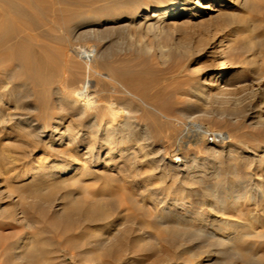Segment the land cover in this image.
Here are the masks:
<instances>
[{
	"label": "rangeland",
	"instance_id": "1",
	"mask_svg": "<svg viewBox=\"0 0 264 264\" xmlns=\"http://www.w3.org/2000/svg\"><path fill=\"white\" fill-rule=\"evenodd\" d=\"M79 1L80 7L69 4L67 8L79 11L80 15L85 16L87 13L91 17H102L118 14V12L133 14L137 10L155 5L159 0ZM219 1L217 5L219 4L220 10L223 12L220 11L221 15L209 12L207 9L205 10L207 14L203 15L204 18L196 19L191 16L180 18L172 24L165 25L163 31L160 34H155L156 36L148 34L140 37L133 31L116 32L115 34L109 31L102 35V42L88 36L69 40L72 47L80 50L100 48L103 56L101 55L100 59H97L99 66L102 64L105 69H121L125 77L130 80L132 93L138 95L146 93V106L150 104L149 107L153 106L168 115L172 124L175 122L178 127L167 130L172 141L158 142L157 129L153 127L152 122L145 119L146 113L142 112L141 116L146 121L139 117L138 123L148 125L151 142L155 143V146L161 145L166 149L175 148L174 139L180 137L181 131L183 135L186 132L181 123H187L192 118L196 119L209 131L222 133L231 141L228 143L226 142L228 140L225 139L224 147H221V142L196 143L186 139L191 147L189 146L187 149L185 145L183 154L185 152L184 156L187 157L189 163H192L193 160V162L197 161L195 163L201 164L210 159L211 165H207V172L216 171V173H220L221 177L219 178L221 179L224 178L222 174H225L223 172L226 171L225 168L229 161L226 157L222 159L215 156L216 162L215 158H209L208 150L211 147L216 152H223L224 155H227L229 150L234 151L233 155H237L241 151L243 157L254 153L255 155H251L255 160L254 166H249V168L245 166L243 171L250 173L255 182L257 179L264 183V6L251 10L254 0H247L244 4L240 0ZM209 5V9H213L215 6L214 3ZM62 7V5H58L57 9L61 10ZM224 15H234L235 18L229 20L224 18ZM77 19L71 20V22H75ZM52 29L56 36L53 39V45L66 46L64 41L68 34H65L62 26H55ZM244 39L252 40L254 46L250 50L241 48ZM77 63L79 74L82 77H88L83 63L81 61ZM221 64L228 67L224 74L225 78L220 79L212 87H208L205 84L208 83L209 76L218 72ZM89 76L92 78L91 75ZM104 77L105 75H103ZM19 82L20 75L17 73L13 83ZM95 84L96 80L94 79L92 85ZM203 89L209 91L208 96H201ZM22 95L21 98L27 101V106L23 109L20 103L12 102L10 106H7L9 110L5 108V112L15 113L21 117H36L32 108L37 104V97L29 100L25 98L26 93ZM15 106L18 108L15 109ZM70 120L71 117L65 119L63 125ZM159 120L160 118H157L156 122ZM160 121L163 124L166 122L163 119ZM0 127V162L4 168L0 169L1 234L12 235L14 230L17 231L14 229L16 227H20L18 229L21 233L28 230L29 234H34L44 230L47 224L56 223L58 226L56 231L61 238L54 236L53 233L44 236L49 240L47 249L50 251V261L48 264H167L165 250L168 247L163 241L164 226L162 224L160 226L154 220V217L160 212V206L155 205V199L165 200L167 197V201L177 202L179 200L178 182L172 175L166 176L167 160H163L162 166L160 164L159 168H155L154 165L158 159L151 161L150 156L153 155H148L146 159L137 158V156H141L137 150L135 153L138 155L135 158L128 155L121 158L117 155L115 163L110 164L109 160L101 155L100 163L87 164V169L91 172L90 176L83 177L81 183L75 187L62 186L51 200L45 201L42 205L35 203L37 201L29 196V188L34 186V179L29 175L32 168L38 164L37 158L48 154L49 162L45 165L46 167L57 159L51 152L43 148L44 141L46 143V138L49 136L48 129L42 133V143H37L26 137L12 121L6 119L0 123ZM62 127L64 129V126L61 125L60 128ZM66 143L63 141L57 149L65 148ZM172 143L173 146H171ZM130 146L127 144V147ZM67 160L64 161L67 165L75 163L73 158ZM24 172L27 175L23 174ZM16 174L17 176H15ZM36 175L42 177V169H38ZM98 177L100 179H97ZM213 181H205L202 188L192 187L195 194L190 196V201L193 204L196 203L197 212H200L199 214H202L204 218L205 224L203 222L201 224L206 225L210 222L222 227L230 220L236 222L231 209L223 212L216 208H209L208 191L205 188ZM79 186L80 188H78ZM44 192L45 190L42 191V193ZM71 198L77 201L83 200V202H87V200L101 202L106 209L108 208L109 219L107 218L103 222H94L85 219L79 213L70 214L68 212L67 214L65 205ZM101 199L102 201H100ZM133 199L138 202L137 208L131 205ZM243 207L245 214L250 212L249 214L252 215L248 217L244 215L246 223L251 222V226H248V223L246 224L244 221L245 226L248 227L244 226L245 230L251 231L256 226V218L264 219V205L261 209H256L253 204L247 202V205L245 203ZM252 217L254 220L251 219ZM108 220L110 223L114 222L115 225V229L110 232L106 229ZM26 224L33 225L32 229H29ZM121 238H123L122 242L119 241ZM99 239L100 241H98ZM99 242L104 243V246L100 247ZM259 245L263 252L260 251V256L264 260V242ZM0 263L22 264L14 259L12 253L5 257L1 256Z\"/></svg>",
	"mask_w": 264,
	"mask_h": 264
},
{
	"label": "bare ground",
	"instance_id": "2",
	"mask_svg": "<svg viewBox=\"0 0 264 264\" xmlns=\"http://www.w3.org/2000/svg\"><path fill=\"white\" fill-rule=\"evenodd\" d=\"M240 1H243V4L247 2V0ZM169 2L170 0H159L155 5L137 10L133 14L118 12V14L102 17H91L87 13L84 16L80 15L79 11L67 8L69 4L80 7L79 0H0V123L6 119L12 121L26 137L37 143H42L41 137L44 130L48 129L49 131L48 138L44 136L48 141L46 140V143L44 141L43 148L51 152L57 159L46 167L49 155L44 154L37 158L38 164L32 168L29 175L34 179V186L29 188V196L37 201L35 203L43 205L45 201L51 200L62 186H77L83 177L91 175L87 164L100 163L101 155L109 160V164L115 163L117 155L121 158H125L127 155L135 158L139 153L141 156L139 155L137 158L142 159L153 155L150 156L151 161L158 159V162H155V168L160 164L162 166V161L167 160L166 176L172 175L179 185L177 190L179 200L177 202L167 201V197L165 200L154 198L155 205L160 206V210L156 208L160 212L154 217V220L157 224L164 226L163 241L168 247L165 250L167 264H264V260L260 256L261 246L259 245L264 242V219L256 218L257 227L246 231L245 227L247 226L245 225L248 223V226H251V222L246 223L247 220H244V217L251 214H249L250 212L245 214L243 209L247 202L253 204L256 209H261L264 205V183L256 178L257 182H255L250 173L243 171L245 166L249 168L255 163L251 157L255 154L251 153L243 157L241 151L238 152L239 154L233 155L234 151L229 150L227 155H224L223 152H216L210 146L209 158L216 156L224 159L226 157L229 161L225 168L226 171L223 172L225 174H222L223 179L219 178L221 177L220 173L218 174L216 171L207 172L210 159L206 158L207 160L201 164L195 163L197 162L195 160V162L192 160V163H189L187 157L184 156L185 152L183 154L185 145L187 149L190 146L186 139L196 143L221 142V147H224L225 139L228 140L226 141L228 143L231 141L222 133L209 131L201 122L193 118L187 123H181L186 132L183 135L181 131L180 137L174 139L175 148L166 149L161 145L155 146V143L151 142L148 125L139 124L138 118L142 117L143 121L152 122L151 124L158 132V142L165 143L171 140L167 133L169 128L176 129L178 127L175 122L172 124L168 115L153 106L149 107L150 104L146 106V93H142V95L132 93L130 80L125 77L121 69H105L102 64L99 66L97 59H100L103 53L100 48L80 50L70 44L69 39L77 40L87 36L102 42V35L109 31L112 34L133 31L140 37L148 34L154 36L157 33L160 34L165 25L172 24L180 18L191 16L202 19L207 14L205 12L207 9L209 12L217 14L221 11L219 4L217 5L219 0H172L170 4ZM213 3L215 5L213 9H209V4ZM58 5L63 6L61 10L57 9ZM263 6L264 0H254L251 10L263 8ZM76 18L78 19L75 22H71ZM224 18L232 20L235 16L224 15ZM55 26H62L65 34H68L64 41L66 46L53 45V39L56 36L52 28ZM137 45L139 44L137 43ZM242 46L241 48L244 50H250L254 45L252 40L244 39ZM79 61L83 63L88 77H82L79 74L76 66ZM227 70L228 67L221 64L218 72L211 74L205 85L212 87L220 79H224ZM17 73L20 75V82L15 84L13 80ZM103 75H105L104 78ZM94 79L96 84L92 85ZM24 93H26V96L24 95L26 99L30 100L34 97L38 99L36 106L32 108L36 115L34 118L5 112L9 110L7 106H10L12 102L20 103L24 109L27 106V101L21 98ZM198 94L200 95V93ZM208 95L207 89L201 91L202 97ZM16 108L18 107L15 106ZM143 111L146 113V120L141 116ZM70 117L71 120L63 125L64 120ZM157 118L166 122L164 124L160 120L156 122ZM61 125L64 126V129L60 128ZM63 141L67 142L66 149H57ZM127 144L131 146L127 147ZM132 146L135 148H131ZM136 150L138 153H135ZM71 158L75 163L65 164V159L69 161ZM214 161L216 162V158ZM0 163V169H2L3 164ZM38 169H42V177L36 175ZM8 172L10 173V171ZM23 174L27 175L26 172ZM207 180L215 181L209 183L210 185L205 188L208 191L209 208H216L223 212L231 209L236 222L230 220L222 227L210 222L206 225L201 224L204 218L202 214H199L200 212H197L198 207L196 208V203L193 204L190 201V196L195 194L193 186L202 188L201 186ZM44 190L45 192L42 193ZM81 195L83 196L82 193ZM152 195L155 196V194ZM131 205L137 208L138 202L134 200ZM107 209L98 201L83 202V200L77 201L73 198L65 205L67 214L68 212L70 214L79 213L85 219L94 222L105 221L110 216ZM254 211L256 212V210ZM203 223L205 224V222ZM106 225L108 232L115 229L114 222L110 223L108 220ZM26 226L29 229L33 227V225L27 224ZM57 227L56 223H50L44 230L34 234H29L28 230L27 233L19 232L18 228L20 227L14 228L17 231L14 230L12 235H3L0 232V257L12 253L14 259L22 264H48L50 261V251L47 249L49 240L44 236L53 233L54 236L61 238L56 231ZM121 233L119 234L121 235ZM98 241L95 242L98 243ZM119 241L122 242L123 238ZM99 244L100 247L104 246L102 242ZM96 250L98 249L96 248Z\"/></svg>",
	"mask_w": 264,
	"mask_h": 264
}]
</instances>
